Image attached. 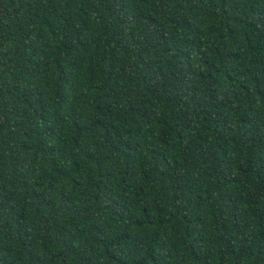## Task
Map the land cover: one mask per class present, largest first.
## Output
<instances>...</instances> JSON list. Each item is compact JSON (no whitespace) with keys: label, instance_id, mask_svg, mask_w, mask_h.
I'll use <instances>...</instances> for the list:
<instances>
[{"label":"trees","instance_id":"trees-1","mask_svg":"<svg viewBox=\"0 0 264 264\" xmlns=\"http://www.w3.org/2000/svg\"><path fill=\"white\" fill-rule=\"evenodd\" d=\"M0 264H264V0H0Z\"/></svg>","mask_w":264,"mask_h":264}]
</instances>
